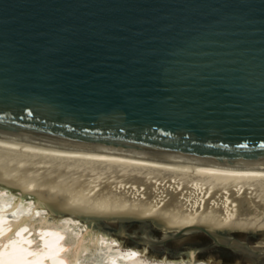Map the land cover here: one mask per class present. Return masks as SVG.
I'll list each match as a JSON object with an SVG mask.
<instances>
[{
	"label": "water",
	"instance_id": "obj_1",
	"mask_svg": "<svg viewBox=\"0 0 264 264\" xmlns=\"http://www.w3.org/2000/svg\"><path fill=\"white\" fill-rule=\"evenodd\" d=\"M31 146L264 167V0H0V160Z\"/></svg>",
	"mask_w": 264,
	"mask_h": 264
},
{
	"label": "bare ground",
	"instance_id": "obj_2",
	"mask_svg": "<svg viewBox=\"0 0 264 264\" xmlns=\"http://www.w3.org/2000/svg\"><path fill=\"white\" fill-rule=\"evenodd\" d=\"M127 220L176 240L264 233V167L94 146H31L0 160V264H204L188 242L137 237L155 258L137 240L122 246Z\"/></svg>",
	"mask_w": 264,
	"mask_h": 264
},
{
	"label": "rangeland",
	"instance_id": "obj_3",
	"mask_svg": "<svg viewBox=\"0 0 264 264\" xmlns=\"http://www.w3.org/2000/svg\"><path fill=\"white\" fill-rule=\"evenodd\" d=\"M143 222L145 220H142ZM124 221L122 224H123V229H124V233L127 234H123L122 236L120 235V238L118 239L122 246H128L126 245L127 242H132L134 240H137V244H139V249L140 250H143V252L146 254V256L148 257H152V258H155V253L153 251L152 248H150L149 245H147L145 242H141L139 241V237H141V239H145V238H148L149 240L151 241H157V240H161V239H174L173 241H168L169 245L172 244L171 246H177L179 245L180 247H182L183 249L185 248L184 245L182 244H179V243H183V244H186L187 242L188 243H193V245L195 247V250H197V254L201 253V256L200 257H196V262H203L204 264H254L253 261H249L250 259L247 258L245 259L244 261L242 260H238L237 258H233L232 255H230L229 253L221 250V249H214L212 248L210 251H205L202 253V251L200 250V248L204 247V245H206V241H205V237L202 235V234H199L198 232H195V231H192V230H189L186 235L182 238H179V239H175L173 237L174 233L173 232H161L158 230V227H155V226H151L147 220L145 221V223L143 225H140L138 224L137 221ZM113 227H116L119 223V221H116V222H111ZM115 223V224H114ZM131 223V224H130ZM147 225V226H146ZM118 227V226H117ZM155 227V228H154ZM91 228L95 231L97 230H100L98 229L97 226L95 225H91ZM111 228V227H109ZM107 227V229H109ZM178 229H183V228H178ZM180 231H183V230H180ZM102 232V231H100ZM172 233V234H171ZM208 233V232H207ZM220 236H223L225 238H236V237H239L240 240H243V237L242 236H239L236 232H233V233H226V232H218ZM248 233H252V232H248ZM199 234V235H198ZM259 234V238L255 241H252V244L253 245H262L264 244V233L262 232H257L255 233L254 232V236L258 235ZM231 236V237H230ZM132 237V239L130 238ZM138 237V238H137ZM128 238V239H127ZM178 238V237H176ZM124 240H126L127 242H124ZM181 241V242H180ZM178 242V243H177ZM186 242V243H185ZM210 242H212L210 240ZM195 243H202L201 245H199V247H196V244ZM150 249V250H149ZM182 249V250H183ZM199 249V250H198ZM179 250V251H176L179 256H181L182 258H186V251L185 250ZM206 255H205V254ZM164 256V255H162ZM249 259V260H248ZM247 260V261H246Z\"/></svg>",
	"mask_w": 264,
	"mask_h": 264
}]
</instances>
